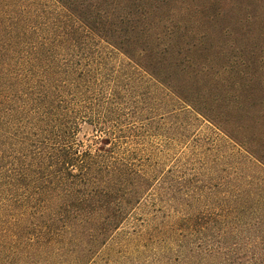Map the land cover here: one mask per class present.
<instances>
[{
	"label": "trees",
	"instance_id": "obj_1",
	"mask_svg": "<svg viewBox=\"0 0 264 264\" xmlns=\"http://www.w3.org/2000/svg\"><path fill=\"white\" fill-rule=\"evenodd\" d=\"M253 3L0 0V264H264Z\"/></svg>",
	"mask_w": 264,
	"mask_h": 264
},
{
	"label": "rangeland",
	"instance_id": "obj_2",
	"mask_svg": "<svg viewBox=\"0 0 264 264\" xmlns=\"http://www.w3.org/2000/svg\"><path fill=\"white\" fill-rule=\"evenodd\" d=\"M241 1H244L248 5L246 7L248 15L259 13L257 12V5L255 6L253 3L255 0ZM251 4H253V6ZM236 51L238 53V49ZM200 120L201 129L211 126L208 121H202L201 118ZM139 212L141 211L136 210V213H134L135 216L132 217L128 223H125L122 228L117 231V234L101 249L97 257H95L94 264H153V254L155 251H150L137 242L129 241V243H127L125 239V232L130 231L131 228L136 225L137 220L135 218L138 216Z\"/></svg>",
	"mask_w": 264,
	"mask_h": 264
}]
</instances>
